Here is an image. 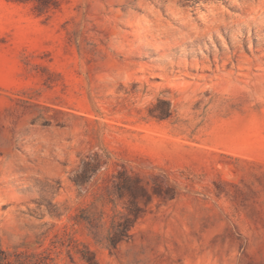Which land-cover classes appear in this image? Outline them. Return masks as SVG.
<instances>
[{
  "label": "rangeland",
  "instance_id": "rangeland-1",
  "mask_svg": "<svg viewBox=\"0 0 264 264\" xmlns=\"http://www.w3.org/2000/svg\"><path fill=\"white\" fill-rule=\"evenodd\" d=\"M57 1L0 0V264H264V0Z\"/></svg>",
  "mask_w": 264,
  "mask_h": 264
},
{
  "label": "trees",
  "instance_id": "trees-1",
  "mask_svg": "<svg viewBox=\"0 0 264 264\" xmlns=\"http://www.w3.org/2000/svg\"><path fill=\"white\" fill-rule=\"evenodd\" d=\"M38 1L40 2L38 9L41 13L50 11L53 7L57 8L59 6L57 0H38ZM118 177L120 178V181L118 183V185L120 186L118 187L119 195L125 192H130L131 194L130 196L132 199L130 203H128V208H127L128 216L126 218V221H124V224L119 225L122 226L121 230L111 238L112 246H116L119 242H121L125 237L128 236L130 230L134 227L138 219L141 208L139 206V203L137 202L136 199L137 193H135V191L138 192L140 196L143 198L148 196V193L145 190V188L139 185L140 181L138 179L134 180L132 177L124 173H120ZM134 181H136L137 186L136 189H133L132 187V193H131V183L133 184ZM90 262L93 263V261L91 260Z\"/></svg>",
  "mask_w": 264,
  "mask_h": 264
}]
</instances>
